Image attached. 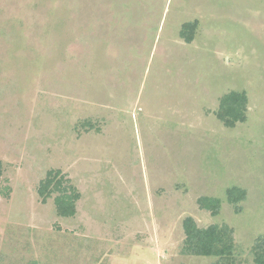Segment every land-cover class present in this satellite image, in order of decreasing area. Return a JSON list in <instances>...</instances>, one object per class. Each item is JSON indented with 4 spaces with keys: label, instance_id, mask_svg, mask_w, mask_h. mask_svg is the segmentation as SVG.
Segmentation results:
<instances>
[{
    "label": "rangeland",
    "instance_id": "1",
    "mask_svg": "<svg viewBox=\"0 0 264 264\" xmlns=\"http://www.w3.org/2000/svg\"><path fill=\"white\" fill-rule=\"evenodd\" d=\"M229 91L248 99L232 129L215 117ZM0 162V264H213L182 254L185 217L231 228L236 264H253L264 0H0ZM49 170L79 193L73 217L38 197Z\"/></svg>",
    "mask_w": 264,
    "mask_h": 264
},
{
    "label": "trees",
    "instance_id": "2",
    "mask_svg": "<svg viewBox=\"0 0 264 264\" xmlns=\"http://www.w3.org/2000/svg\"><path fill=\"white\" fill-rule=\"evenodd\" d=\"M197 22H187L181 27L179 36L190 44L194 39ZM247 95L244 91H229L221 96L215 117L228 129L234 128L238 123L246 121ZM2 176V164L0 162V179ZM8 190L6 191V195ZM37 195L42 203H46L53 197L56 214L58 217L69 218L76 214V202L80 195L69 184L68 180L59 170L47 171L45 178L37 187ZM8 196V195H7ZM226 202L234 207L235 212L240 211V204L246 199L245 190L232 186L225 190ZM198 207L210 213L218 215L221 208L219 198L202 196L197 199ZM184 240L182 254L215 258L213 264H236L234 253L233 231L226 225L212 224L205 228L197 226L192 217H185L182 221ZM253 264H264V239L259 237L251 247Z\"/></svg>",
    "mask_w": 264,
    "mask_h": 264
}]
</instances>
